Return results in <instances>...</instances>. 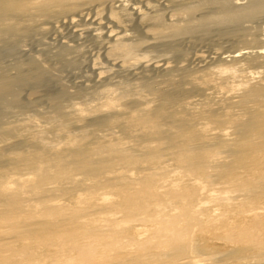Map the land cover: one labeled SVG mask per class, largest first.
Returning a JSON list of instances; mask_svg holds the SVG:
<instances>
[{"label":"bare ground","instance_id":"6f19581e","mask_svg":"<svg viewBox=\"0 0 264 264\" xmlns=\"http://www.w3.org/2000/svg\"><path fill=\"white\" fill-rule=\"evenodd\" d=\"M80 1L0 0V50L19 42L9 31L17 18ZM96 1L105 20H127L134 34L113 29L103 41L116 61L102 71L115 81L76 91L87 95L75 108L83 115L67 116L61 89L42 82L34 59L25 56L23 72L0 73V223L11 237L0 242V264H264V25L246 24L264 19V0H165L161 15ZM216 28L261 46L214 53L208 74L204 52L186 47L177 60L174 43ZM38 84L49 94L12 99L15 108L2 102ZM160 84L184 95H165ZM48 109L54 119L30 121ZM218 230L223 244L211 236ZM232 233L255 242L235 245Z\"/></svg>","mask_w":264,"mask_h":264},{"label":"rangeland","instance_id":"374dc122","mask_svg":"<svg viewBox=\"0 0 264 264\" xmlns=\"http://www.w3.org/2000/svg\"><path fill=\"white\" fill-rule=\"evenodd\" d=\"M159 1L161 0H125L123 3L126 2L125 4H129L132 9H135L136 6L143 5L153 6L154 9H160L161 11L167 6V8H170V5L165 4V0L161 1L162 6L160 4L161 2ZM156 2H158V4H156ZM185 3L187 6H193L194 4L193 1L187 0ZM190 3H192V5ZM102 6V3H99L96 0H81L79 3L74 4L72 8L52 16L41 15L33 18L29 17V21H20V19L17 18L15 22H11L9 31L15 32L14 35L17 37L19 42H17L18 44L16 43V45L14 44L13 48L10 47L7 50H0V73H3L5 76H10L23 72V70L26 69L25 67H27L25 62L27 57L25 56H28L29 59H34L35 61L39 62L37 63V69L41 72L40 76L42 82L54 83L61 89L57 93L60 95V103L64 107V111L70 113L67 116H74V114L83 115L82 112H79L75 108L82 105L84 107L86 106L85 98L87 95H78L76 94V91L81 89V87L88 86L90 84L92 87L105 86L111 88V85L115 81L113 79V73L106 76L102 71L103 68L112 65L114 61H116V58L113 55L108 54V50L102 51L100 49L102 46H105L103 41L116 31H118L117 33L122 34L121 37L123 39L130 38L131 34H134V29L128 28L132 26L130 22L129 24L127 23V20H105L103 18L104 15L101 12ZM162 13L163 11L159 14L161 15ZM125 23L129 30H127L126 26L124 25ZM248 23L253 26H258L260 24L262 26L264 25V19L262 17H256L253 20L246 22V24ZM113 29L117 30L113 31ZM222 29H210L211 31H206L200 37L198 36L199 39H196L195 36L189 38V40L185 39L186 41L184 39H182V41L180 40V44L179 42L178 44L177 42L174 43V53L177 52V55L178 53L181 56L184 55V57L177 58V60H183L188 52V49L190 48H192L190 49L192 51H189L193 54L195 52H204L205 57L208 59V63L203 67V70L200 71V73L208 74L211 72L212 66L218 63L216 62V59L213 58L214 53L234 52V54H238L245 52L247 47H249V50H254L257 48V46H261V44L255 43L253 40L250 43H241L236 36L237 32L235 30H231L229 33L227 28ZM130 30L133 33H131ZM225 30H228V33ZM233 31L236 33H233ZM118 42L121 41L115 40L114 44ZM186 47L188 49H185ZM170 48L171 47H164L163 49V47H160L159 50L162 52H167L170 50ZM102 52L105 55H103ZM149 55L151 57H157V54L154 51L150 52ZM180 60L179 62L182 61ZM116 74L120 75L121 72L119 71ZM34 79H36V77H33V75L29 74V82L33 81ZM94 79H98L99 81L92 83ZM47 85L38 84L35 89L31 90L32 92L30 91L31 93L29 92L30 89L27 90L25 88L24 90V88H13L10 92L5 94V99H3L2 102L5 103L8 108H15V106L9 105V101L13 99L11 101L12 103H16V101L24 103L28 96L31 97L32 95L36 96L39 94L37 89L41 90L45 94H49L50 89L46 87ZM156 87L161 91L171 90L166 84H160ZM109 88H102L97 91H99L100 95L103 97H110L106 91V89ZM65 91L66 94H64ZM174 92H177V97L178 95H184L181 93V91H177L176 89L168 91L164 94L169 95ZM36 113L38 114H29L30 121L54 119L49 109L48 111H45V116H42V114H39V112ZM21 116H24L22 123L27 122L26 113L20 115V118ZM65 125L67 128L71 127V123L69 122H66ZM30 148L34 147L29 146V150ZM25 154L26 152L24 151L22 155L24 156ZM30 222L31 221H29V223ZM3 226L4 225L0 223V242H6L11 239V237L5 235V228ZM32 229L33 228H30L29 226V230ZM225 233L226 231L218 230L217 232H213L211 236L214 237L213 240H216L219 244H223V237ZM232 235L236 236L237 240L231 241V243L240 245L241 247L252 245L255 242L254 239L248 237L249 234L232 233Z\"/></svg>","mask_w":264,"mask_h":264}]
</instances>
